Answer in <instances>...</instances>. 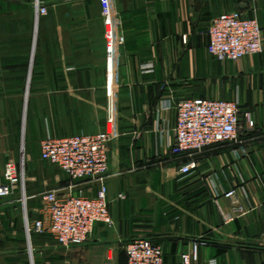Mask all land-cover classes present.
<instances>
[{
  "label": "crops",
  "instance_id": "crops-1",
  "mask_svg": "<svg viewBox=\"0 0 264 264\" xmlns=\"http://www.w3.org/2000/svg\"><path fill=\"white\" fill-rule=\"evenodd\" d=\"M38 1L48 8L39 18ZM115 5L124 42L112 47L100 0H0V172L25 160L32 219L48 190L94 196L100 187L43 170L41 141L117 132L105 179L113 223L98 222L71 248L53 235L9 237L0 264H128L127 245L141 238L161 245L167 262L200 243V264H264V53L219 61L207 34L233 10L264 30V0ZM231 88L237 141L173 154L178 102L226 99ZM19 194L10 197L21 202Z\"/></svg>",
  "mask_w": 264,
  "mask_h": 264
},
{
  "label": "built area",
  "instance_id": "built-area-1",
  "mask_svg": "<svg viewBox=\"0 0 264 264\" xmlns=\"http://www.w3.org/2000/svg\"><path fill=\"white\" fill-rule=\"evenodd\" d=\"M106 18L108 38L112 47L123 44V37L115 31L117 15L115 0H100ZM48 8L37 2V16L46 15ZM210 49L219 61H238L247 55L264 53V30L256 17H248L241 10L225 12L214 17L207 28ZM152 65L145 66L150 69ZM176 137L171 145L173 154L200 151L222 144L235 143L240 123L239 102L222 98H188L178 102ZM117 132L107 129L91 135H75L67 138H46L41 141V158L57 165L74 182L94 179L99 182L96 195L75 194L73 186L65 194L48 190L42 194V203L36 211L41 215L31 219L27 207V176L24 162L6 163L0 172V199L17 191L24 204L25 229L30 239L33 233H51L66 248L83 245L92 235L98 222L113 223L109 210L106 177L110 168L111 144ZM192 163L183 164L179 172L190 174ZM235 195L231 190L228 197ZM235 212L243 213L235 206ZM199 245L182 253L177 262H167L161 245L150 239H136L127 245L128 264H200ZM211 264H216L215 260Z\"/></svg>",
  "mask_w": 264,
  "mask_h": 264
},
{
  "label": "rangeland",
  "instance_id": "rangeland-1",
  "mask_svg": "<svg viewBox=\"0 0 264 264\" xmlns=\"http://www.w3.org/2000/svg\"><path fill=\"white\" fill-rule=\"evenodd\" d=\"M233 82H236V79H234ZM235 95L236 93L231 88V91L229 92L227 96H225V98L232 99L235 97ZM40 161L42 162V164L43 163L45 164L42 166L43 170H46V169L50 170V168H56L58 171L60 172L62 171L57 165L53 163H50L48 161H44L41 159ZM23 162L25 163L24 159H23ZM25 166L27 169V164L26 165L24 164V167ZM25 172L27 174V170ZM18 198H20V194ZM23 207H24V204L22 202H17L16 197L0 199V246H2L5 243L6 245H3V246H8V243L10 244L9 241H11V240H8L9 237H17L20 235H25L26 237H28L26 229L24 227L25 218H24V211H23L24 208ZM41 235H52V234L47 232ZM32 236L34 237L35 233H33Z\"/></svg>",
  "mask_w": 264,
  "mask_h": 264
},
{
  "label": "trees",
  "instance_id": "trees-1",
  "mask_svg": "<svg viewBox=\"0 0 264 264\" xmlns=\"http://www.w3.org/2000/svg\"><path fill=\"white\" fill-rule=\"evenodd\" d=\"M30 217H31V216H30ZM35 235H38V234L35 233ZM32 237H33V236H32Z\"/></svg>",
  "mask_w": 264,
  "mask_h": 264
}]
</instances>
